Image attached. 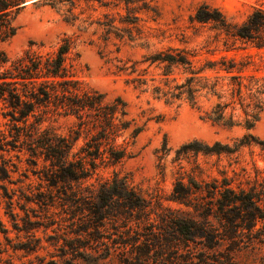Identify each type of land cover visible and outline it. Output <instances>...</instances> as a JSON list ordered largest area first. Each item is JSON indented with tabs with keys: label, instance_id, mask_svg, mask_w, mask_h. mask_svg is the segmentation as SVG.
Here are the masks:
<instances>
[{
	"label": "rangeland",
	"instance_id": "rangeland-1",
	"mask_svg": "<svg viewBox=\"0 0 264 264\" xmlns=\"http://www.w3.org/2000/svg\"><path fill=\"white\" fill-rule=\"evenodd\" d=\"M73 1L77 18L68 21L67 5L27 4L15 20V34L0 48L11 60L27 48L50 53L69 37L80 86L107 100L119 96L143 129L134 138L124 130L116 139L126 146L121 160L97 159L85 181L60 180L34 139L42 129L67 134L74 117L39 108L24 124L3 114L0 103V264H264V144L251 141L232 153L177 154L193 140L232 146L249 131L213 125L185 101L168 103L139 92L115 68L117 59L144 68L143 55L172 46L194 50L197 63L222 55L249 60L243 74L264 75V47L191 19L199 5L209 4L242 21L253 8L264 9V0ZM108 18L118 28L125 25L120 18H130L143 37L129 41L106 33L101 22ZM250 132L264 141V104ZM84 137L81 132L72 152ZM223 179L253 195L248 211L238 201L218 202L213 186ZM177 180L186 192L182 202L173 200Z\"/></svg>",
	"mask_w": 264,
	"mask_h": 264
},
{
	"label": "trees",
	"instance_id": "trees-1",
	"mask_svg": "<svg viewBox=\"0 0 264 264\" xmlns=\"http://www.w3.org/2000/svg\"><path fill=\"white\" fill-rule=\"evenodd\" d=\"M22 1L0 0V41L15 34V20L27 5H23ZM130 1L124 0L125 3ZM29 4L50 7L67 5L69 14L64 17L65 20L77 18L72 12L75 5L73 0H34ZM191 19L197 23H209L211 28L242 43L264 47V9L261 7L253 8L242 21H233L226 18L217 7L201 4ZM119 21L125 24L121 28L114 24L112 18L101 24L106 33L113 32L118 39L134 41L143 37L141 28L133 20L120 18ZM128 24L132 25L136 34ZM71 44L69 37H63L50 53H38L27 48L11 60L0 48V67H3L0 70V103L6 108L3 114L8 111L24 124L28 116L35 115L39 108L73 116L75 127L67 134H55L42 129L34 139V144L43 150V159L49 161L51 166H56L54 175L58 179L85 181L95 172L97 159L109 163L121 160L126 155V146L117 143L116 139L127 129H130V137L134 138L143 125L128 117L126 103L119 96L107 100L104 93L80 86L69 59ZM195 56L194 50L167 46L143 55L140 61L146 62L144 68L138 69L136 60L128 64L121 59H117L120 63L115 68L126 75L125 83L139 92H150L168 103L185 101L201 111V119L213 125L228 129L241 126L249 131L236 138L232 146L218 140L212 144L193 140L182 144L176 150L177 154L189 150L203 154L232 153L251 141L264 144L263 140H257L250 132L264 104V75L243 74L249 60L235 61L233 57L222 55L217 59L205 58L197 63ZM7 62L9 64L4 66ZM204 104L207 106L203 107ZM81 132L85 135L84 142L77 151L72 152V146ZM179 183L180 180H177L173 188V200L182 202L186 192L178 188ZM213 189L219 193L218 202L221 205H235L238 201L248 211L253 202L251 193L243 189L234 190L224 179L220 185L215 184ZM206 191H210L208 186Z\"/></svg>",
	"mask_w": 264,
	"mask_h": 264
},
{
	"label": "water",
	"instance_id": "water-1",
	"mask_svg": "<svg viewBox=\"0 0 264 264\" xmlns=\"http://www.w3.org/2000/svg\"><path fill=\"white\" fill-rule=\"evenodd\" d=\"M32 1H34V0H24V1H22V4H23V5H26V4H29V3L32 2Z\"/></svg>",
	"mask_w": 264,
	"mask_h": 264
}]
</instances>
